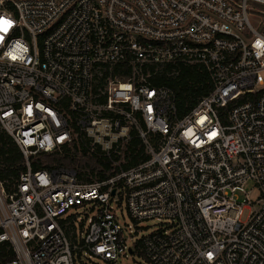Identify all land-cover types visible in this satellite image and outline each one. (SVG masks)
I'll use <instances>...</instances> for the list:
<instances>
[{
	"label": "built area",
	"instance_id": "built-area-1",
	"mask_svg": "<svg viewBox=\"0 0 264 264\" xmlns=\"http://www.w3.org/2000/svg\"><path fill=\"white\" fill-rule=\"evenodd\" d=\"M179 63L214 84L184 116L143 74ZM0 127L27 168L11 192L0 181L15 254L0 264H264V0H0ZM133 130L148 158L105 181L32 168L72 144L121 167ZM123 203L136 225H162L140 237Z\"/></svg>",
	"mask_w": 264,
	"mask_h": 264
},
{
	"label": "trees",
	"instance_id": "trees-1",
	"mask_svg": "<svg viewBox=\"0 0 264 264\" xmlns=\"http://www.w3.org/2000/svg\"><path fill=\"white\" fill-rule=\"evenodd\" d=\"M150 74L149 81L156 86H167L176 95V103L181 116L188 114L214 88L210 73L201 65L179 63L168 64L156 70L155 66L147 65L143 74ZM132 75V68L127 64L114 67L113 77L127 80ZM133 139L124 150L125 163L115 167L114 161H120L122 156L104 155L100 149L91 153L89 144H72L63 148L62 152L44 153L31 158L33 170L40 169H72L82 182H92L90 176H96V181H105L117 174L121 168L128 169L146 160L145 144L133 130ZM25 158L12 137L0 127V181L7 192L16 188L20 175L26 171ZM15 258L9 242L0 243V263Z\"/></svg>",
	"mask_w": 264,
	"mask_h": 264
},
{
	"label": "rangeland",
	"instance_id": "rangeland-1",
	"mask_svg": "<svg viewBox=\"0 0 264 264\" xmlns=\"http://www.w3.org/2000/svg\"><path fill=\"white\" fill-rule=\"evenodd\" d=\"M90 178H92L93 181L97 180L96 176H90ZM79 210L81 212L80 213L81 217H83L80 219V222L81 221H83V222L75 225L74 222L71 221L67 225L68 234L71 237V240L73 242H76V236L80 232V228H82L81 231L85 230L86 225H87L86 219L84 218V215H85L84 208L79 207ZM118 215H119L120 219L122 220V222L127 223L128 225H132L133 229L139 230L140 231V234H139L140 237L155 232L162 225V223L157 219H151L148 221H143L141 224L136 225L137 223L130 217L127 206L125 203H123L120 206V209L118 210ZM89 264H104V262L98 258H91L89 260ZM116 264H152V263L142 253H135V254L129 253L128 257L122 258Z\"/></svg>",
	"mask_w": 264,
	"mask_h": 264
},
{
	"label": "water",
	"instance_id": "water-1",
	"mask_svg": "<svg viewBox=\"0 0 264 264\" xmlns=\"http://www.w3.org/2000/svg\"><path fill=\"white\" fill-rule=\"evenodd\" d=\"M115 193V191H113V194Z\"/></svg>",
	"mask_w": 264,
	"mask_h": 264
}]
</instances>
